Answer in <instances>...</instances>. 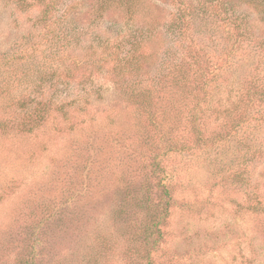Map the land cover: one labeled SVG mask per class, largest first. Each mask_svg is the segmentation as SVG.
I'll return each mask as SVG.
<instances>
[{
	"label": "rangeland",
	"instance_id": "obj_1",
	"mask_svg": "<svg viewBox=\"0 0 264 264\" xmlns=\"http://www.w3.org/2000/svg\"><path fill=\"white\" fill-rule=\"evenodd\" d=\"M30 1L32 7L18 12L10 0H0V86L13 87L22 76L18 91L29 92L38 76L31 68L51 52L41 42L43 55L37 50L40 32L34 22L41 9ZM247 2L239 6L248 15ZM255 14L256 28L264 32ZM115 30L100 23L94 36ZM166 46L163 42L160 48ZM17 58L25 68L9 65ZM241 75L223 76L209 88L212 100L207 101L233 102ZM3 91L0 121L12 124L6 137L0 136V264H144L146 256L137 252L157 221L164 236L149 246L154 264H264V156L252 159L264 147V130L255 117L254 126L242 132L258 139L251 149L216 136L199 145L187 118L195 101L185 102L187 110L178 117L180 105L158 95L148 115L124 109L119 94L109 88L102 100L92 99L88 112L73 111L33 134H20L15 112L1 108L9 95ZM181 97L192 99L187 90ZM110 114L115 126L128 127L130 135L111 128ZM228 118L224 109L216 110L202 121L206 134L221 132V120ZM94 133L95 146L89 145ZM238 151H247V165L239 164ZM166 187L173 199L169 207ZM255 195L263 201L260 207ZM165 210L169 216L163 223Z\"/></svg>",
	"mask_w": 264,
	"mask_h": 264
},
{
	"label": "trees",
	"instance_id": "obj_2",
	"mask_svg": "<svg viewBox=\"0 0 264 264\" xmlns=\"http://www.w3.org/2000/svg\"><path fill=\"white\" fill-rule=\"evenodd\" d=\"M10 1L18 12L33 6L30 0ZM36 1L41 9L34 22L40 32L37 50L43 55L41 42L49 45L51 52L48 57H40L31 68L38 75L31 92L18 91L17 86L22 81L19 74L15 76L19 79L13 87L0 86V91L5 93L6 89L9 93L5 96V107L1 108L15 112L18 120L14 119L17 121L14 125L20 134H33L46 127L49 120L66 118L73 111L86 113L93 98L102 100L103 93L114 88L124 109L148 115L158 95L170 96L180 105L178 117L187 110L185 102L195 101L194 113L189 109L187 118L192 125L191 134L199 145L212 136L246 149H251L250 144L258 141L244 133L249 126H254V117L261 121L257 127L264 130V106L256 104L264 103V32L256 28L255 14L261 16L260 24L264 26V0H247L254 12L248 15L239 6L245 0H238L239 4L232 0ZM100 23L117 30L106 37L94 36ZM163 42L167 46L160 48ZM21 58L9 65L25 68L23 63L18 64ZM28 71L23 76H29ZM232 72L242 74L236 85L238 95L233 102L227 100L223 105L217 101L212 105L208 102L212 100L209 88ZM16 90L18 95L13 94ZM186 90L192 99L181 97ZM221 109L229 117L226 122L221 120L225 128L207 135L202 121L212 118L214 112ZM156 117L155 114L154 119ZM106 119L113 125L111 128L119 129V135H130V130L125 134L128 127L115 126L111 114ZM157 121L160 120L153 122L158 125ZM10 124L8 119L0 121V136L6 137L4 134L8 133ZM160 132L166 140L169 133L165 128ZM94 134L89 145L97 144V134ZM181 147L191 149L187 145ZM182 150L176 148L174 152ZM256 150L252 159L262 158L264 147ZM238 153L241 167L247 165V151ZM236 175L242 176L240 172ZM165 195L169 197V207L173 199L168 187ZM255 197L256 206L260 207L263 201L259 195ZM168 216L169 211L165 210L163 223ZM160 224L157 221L148 227L145 248L139 250L138 247L137 253L143 258L146 256L144 264H154L147 254H150L149 246H157L164 236Z\"/></svg>",
	"mask_w": 264,
	"mask_h": 264
}]
</instances>
